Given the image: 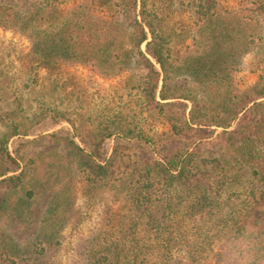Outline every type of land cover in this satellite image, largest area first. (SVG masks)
<instances>
[{"label":"trees","instance_id":"16d2710c","mask_svg":"<svg viewBox=\"0 0 264 264\" xmlns=\"http://www.w3.org/2000/svg\"><path fill=\"white\" fill-rule=\"evenodd\" d=\"M65 1L0 0V28L28 38L31 67L127 75L145 109L74 125L88 128L76 135L89 147L40 136L51 145L19 156L23 166L8 176L11 138L47 118H72L61 98L47 103L42 84L35 106L0 104V264H58L77 185L86 195L116 188L130 205L117 221L106 217L112 231L84 241L77 264H264V0H180L194 15L187 44L164 28L175 0L163 8L165 0ZM246 55L257 74L243 87L236 74ZM59 81L49 78L47 91L59 92ZM177 100L191 103L187 114ZM149 118L165 126L151 133Z\"/></svg>","mask_w":264,"mask_h":264},{"label":"rangeland","instance_id":"374dc122","mask_svg":"<svg viewBox=\"0 0 264 264\" xmlns=\"http://www.w3.org/2000/svg\"><path fill=\"white\" fill-rule=\"evenodd\" d=\"M77 0H66L65 6L72 5ZM162 8L168 3L161 2ZM223 4L227 7H236L237 0H223ZM170 8V9H169ZM167 17L164 19V28L166 32L171 33L174 38V32H180V36H175L176 40H182L184 44L190 41L192 34L193 10L191 6L180 3L175 0L170 5ZM145 50L144 44L141 46ZM30 50V42L28 38L19 32L10 29L0 28V86H5L4 91L0 89V104L10 103L14 98L19 100L23 107L35 106V97L42 95L41 84L43 89L48 90L47 82L49 78L57 75L62 89L59 92L44 91L45 98L54 104L53 100L58 101L60 98L69 106L68 115L72 118V123L63 119L53 120L47 118L29 129L26 136H15L8 142V149L14 157V161L10 162V171L8 176H14L23 166V161L19 156L27 158L30 153L37 154L38 151L47 149L51 145V141L47 138L40 139V136L48 134L68 135L75 139L79 144L89 147L86 138H80L78 133H86L87 127L83 130H76L74 125H81L86 122L89 125L97 124L99 118H102L104 112H108L111 116L122 113L124 116L132 114V111L139 109L141 114L144 112L143 103L138 97V91L135 85L130 87V83H126L125 74H121L112 78H102L96 75L92 70L81 65L59 66L53 71H47L43 68L31 67L28 56ZM251 55H246L240 72L236 74V80L241 86H248L256 82V72L253 71V63ZM36 81L30 90L31 80ZM68 94L70 101H67ZM77 98V102L75 101ZM13 106V105H11ZM179 113L187 114L191 103L187 100H177L174 102ZM160 120L149 118L147 124L148 130L152 133L162 130L165 126ZM86 128V129H85ZM220 130V129H217ZM87 134V133H86ZM153 135V134H152ZM155 136V133H154ZM37 139V141L21 146L20 143L27 140ZM141 144V142H139ZM113 147V139H107L103 144L104 156L110 155ZM135 145L131 144L130 154L137 151ZM132 156V155H131ZM77 195L73 204V216H71L68 225L62 231L61 246L55 260L58 264H77L83 258V244L88 237H92L97 233L112 231L110 223L106 217L111 215L114 221L121 218V215L130 214L128 210L130 205L125 200L124 192H118L116 188L109 190L102 189L96 195L84 194L83 190L77 185ZM116 191V192H115ZM119 215V216H116ZM138 234H145V226L140 225ZM111 235L119 236V229ZM178 253V252H177Z\"/></svg>","mask_w":264,"mask_h":264}]
</instances>
